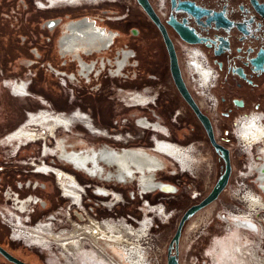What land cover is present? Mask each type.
Segmentation results:
<instances>
[{"label":"rangeland","instance_id":"374dc122","mask_svg":"<svg viewBox=\"0 0 264 264\" xmlns=\"http://www.w3.org/2000/svg\"><path fill=\"white\" fill-rule=\"evenodd\" d=\"M40 1L43 2L44 0ZM84 1L95 2L93 0H78L77 2L71 3L60 0H48L47 2H51L53 5L66 6L59 7L60 10L57 11H39L34 4V0H0L1 64L3 67H6L13 72L20 73L21 71L22 73H25L22 78L28 83V95L20 97L21 99L12 97L8 90L0 84V137L1 134L14 128L23 118H26L30 112H36L41 108L64 113L73 112L75 109H82L93 117L97 125L107 128L112 134L121 133L124 136L126 135L129 141L127 143L124 141L116 142L111 138L106 139L104 137L96 136L88 132L80 121H76V124L72 127L71 131H67L65 127H60L57 130L59 136L66 138L70 149L74 147L81 149L93 145L99 146L103 143H107L110 146L117 148L124 146H143L151 148L153 147L154 137H168V140L175 141L181 145L192 144V165L187 169L182 168L180 162L178 160H173L172 156L169 155L170 157H168L159 152L162 154L161 156L166 163V166H164L163 169H167L163 172H161L163 169L159 170L156 177L167 182L186 184L181 188L179 194H162L157 192L155 194H147L144 196V198L150 200V204L163 202L167 207L168 214H171L167 220H161L156 217V224L158 227L155 229L156 238L154 239L153 244L159 245L161 250L165 247L166 249L165 253L163 251L162 256H158L159 258H157L156 261H148L149 264H167L168 245L177 230L181 216L190 206L198 203L210 193L220 174L223 172V168H220V166L216 164L215 152L209 143L206 142L204 132L200 129L195 130L192 127L194 125L192 119L188 115L181 97L171 84V77L165 75L162 71L157 70L154 66L155 63L160 62V59L162 58L161 54H155V52H149V49L140 48L138 55L140 66L138 68L139 72L137 81L128 80L122 82V80L119 77H116L113 73L109 75L110 77H106L104 74L107 72L105 71L100 76H92L91 81H85L87 84H80L69 81L67 78L58 75L56 72L54 73L47 70L45 64L48 61H51L56 66L60 64L61 58H59L56 52V40L62 29V24L67 19H65L66 15L64 17V13H68L70 18L98 15L101 18L106 19V17L120 16L116 11L120 10L123 7V4H127L130 6V9L133 10L131 11L130 18L126 19V21L107 19L100 21L99 24L120 33L119 36H117L115 45L128 44L131 47L136 48L137 42L134 41L135 37L129 31L128 27L131 26L132 28L136 24V16L139 15L140 12L142 13V8L138 7L134 0H130L131 3L127 0L124 1H127L126 3L104 2L99 6L79 4L81 2L84 3ZM47 2L45 1V3ZM70 5L78 7L72 8L71 10H65ZM57 14L63 16V20L60 25H57V30L51 33L45 28L44 22ZM35 47L38 48L41 58L36 54V57L34 58L30 53ZM101 53H95L93 55L96 63L99 60L100 64ZM107 53L110 56L111 52ZM93 57L90 58L93 59ZM28 59H34L37 60V62L28 66ZM20 62L23 63L25 68L20 66ZM22 67L24 70L20 69ZM65 69L73 71L75 67L71 64L66 66ZM149 73L157 75L158 78L155 82L153 81L154 83L150 80V84H153L154 87H156V84H161L163 86L162 89L165 91V94L160 97L156 106H152V109H154L165 121L167 126L160 121L161 119H159L161 125L168 129L167 133L162 129L161 131L143 129L137 125L134 120L135 117L133 115L141 117L150 115L151 113L150 109L147 108V106L151 107V102L149 105H132L134 100L130 99L133 92H137L138 90L141 91V88L138 87L139 84L142 86L143 83H148L146 77L149 76ZM132 86H137V88L133 89L134 91H131L130 88H134ZM21 109H23V111H21ZM25 109L27 110V115L24 117ZM174 109H181L182 112V115L177 118V123L172 121L173 117L171 115ZM18 126H20V124ZM230 136H232V134H230ZM51 139L55 141L53 137H48V143L53 150H56L55 143L54 141H50ZM1 141L9 142L8 139L3 140V138ZM20 142L25 146H23V149H21L16 156L13 155L17 149L16 144H18V139L15 141L16 144L9 147L11 148L10 151H8L7 148H0V206H5L7 212L9 211L11 215L15 212L19 213V209L16 208L11 201L12 199H6L3 191L9 184L14 187L16 182L37 179L39 184L43 185L44 188L38 187L35 191H32L31 189L20 191L21 196L25 197V195H29L34 197L35 195H38L49 202V205L47 204L44 209H41V206H34L36 213L32 216L33 222H36L41 218L48 221L50 218L46 215H54V208H56L57 205L62 206L66 202L64 203V201H61L62 197L58 185L56 184L57 178L55 175L32 172L34 167H32L31 162L36 158H46L42 153L44 142L38 141L32 143L26 138H21ZM238 143L239 142L236 144ZM233 148L234 155H236L235 165L237 168L242 169L245 155L240 151L238 145H234ZM166 155L168 154L166 153ZM48 158H54L59 163H57V165H60L61 168L66 171H69V168H71L68 163L60 160L58 155L53 152H49ZM49 159L47 160L49 161ZM168 170H177V172L185 173L170 175ZM72 172L74 171L72 170ZM75 173L82 183L89 181L87 177L90 176L84 175L86 173ZM242 179V177L237 176V170L232 171L229 180L230 186L228 189L223 191L216 201L198 211L186 222L183 227L179 244V264H258V257L260 259V264H264V252H262L261 247L258 245L260 242V235L251 230H245L244 237L248 238L252 244L257 245V248H259L258 253L261 256H256L258 254L250 253L251 256H248V258L242 257L241 259L240 257L237 259L230 255L231 252L229 253L232 241L234 242V240L238 238V235H242L243 233L240 229H235L233 225L234 223L231 222L233 219L237 220V218H239V216H237L238 213L236 214L228 211V206L232 207V204L236 203V197L234 194L242 187L240 184ZM94 180L97 185L104 183L109 190L118 189L124 192L127 196L128 191L132 189H137L140 190L141 193H144L138 186L137 181L129 183L127 186L118 185L117 187H114L105 179L100 180L95 178ZM95 181L92 182L94 183ZM244 183H248L246 178H244ZM251 183V185L257 184L256 182ZM256 187L257 186L255 185V188ZM91 188H87V196L91 197L93 202L87 201L85 204L87 208L86 210L89 212L84 213L85 218L97 217L98 219H101L105 215H112L118 218L124 216L126 218L127 214L133 215L134 217L142 216L141 212L138 210V206L142 205V199L139 196L133 202L119 203V205L115 206L111 211L105 206H94L95 213L90 212V205L92 206L95 203H100L101 205V201H104L103 199L94 196ZM254 190L261 191L259 188ZM194 192L202 193V195L193 200L192 195ZM240 192L243 193V191ZM241 193H239V195H241ZM64 200L67 199L64 198ZM236 204L239 205L238 203ZM32 206H28L25 212H28ZM68 206L69 205L67 204L62 208V214L59 215L61 216V219H63L62 222L60 221L63 225H67L68 219L64 212ZM143 208L145 210H143ZM141 209L143 210L145 217L150 215L148 212H153L149 207L147 210L145 205H143ZM77 210H79V212L84 211L78 208ZM226 211L228 214L225 213ZM224 213L225 215H222ZM2 222L3 219L0 217V239L4 242V247L16 257L28 262V264H72V262H67L66 259H64L56 249L55 245H50V243H53V238L50 237L52 235L42 236L49 239L46 244L43 243L41 239L42 237H40L37 244L39 243L41 245H32L28 247L25 245L24 239H15L12 241L8 237L12 231L11 227ZM57 224L58 221H54L51 225V229H53L54 232L57 230L54 225L57 227ZM103 227L107 228L108 225L106 224V226ZM55 235L58 237L57 234ZM75 238L76 237L73 239L78 242V239ZM26 240L29 239L26 238ZM67 240L72 241L71 239ZM60 242H62V240ZM95 243L98 245V242ZM61 249L68 254V252L65 251V246ZM145 262L143 261L142 264ZM0 264L13 263L0 255Z\"/></svg>","mask_w":264,"mask_h":264},{"label":"flooded vegetation","instance_id":"af4514ba","mask_svg":"<svg viewBox=\"0 0 264 264\" xmlns=\"http://www.w3.org/2000/svg\"><path fill=\"white\" fill-rule=\"evenodd\" d=\"M45 1L47 2L48 0H44L43 2L40 0H34V4L39 11H49V8H58L51 9V11H57L60 10L59 7L66 6L55 4L53 5L51 2L45 3ZM60 1L72 3L77 2L78 0ZM93 1L95 2L84 1V3L81 2L79 4L99 6L106 0ZM124 1L125 0H119V3H126L127 1L131 3L130 0H127L126 2ZM149 1L155 13L159 17V20L161 21L169 39L173 43L183 80L184 75L180 62V56H182L184 52H188L194 48H197L207 57L208 65L213 73V83L211 85V89L213 95L215 96V104L214 107L208 112L204 109V107L200 105L198 100L195 99L194 101L196 102L202 113L209 117L216 141L227 149L228 146H237L238 144H236L237 141L234 136V129H236V127H239V123L238 121H235L236 118L249 113L263 114L264 116V0ZM134 2L138 7H140L136 0H134ZM72 8L75 7L68 6L65 10H71ZM132 10L133 9H130L129 5L123 4V7L120 10H117L116 13L125 16H123L122 18L116 16L107 19L126 21V19L130 18ZM65 15H68V13H64V17ZM55 17L63 18V16H59L58 14L53 15L51 18ZM58 24L60 25L61 23H58L57 21H50L45 25V28H47V30L52 33L57 30ZM128 29L135 37L134 41L137 42V49H134L136 50L135 60L138 61L139 66L140 60L138 55L140 48L149 49V52H155V54H161L162 58L160 59V62L155 63L154 66L157 70H160L165 75L171 77V84L176 89L178 95L181 97L172 79L171 60L168 54V49L164 40L163 32L161 31L159 26L155 22H153V20H151V18L142 10V13L140 12L139 15L136 16V24L132 28L131 26H129ZM114 32L116 31L112 29L111 31L104 29L102 25L95 23L89 18H72L66 20L62 24V29L56 40V52L59 58H61L60 64L56 66L51 61H48V64L46 63L45 67L47 68V70L54 73L56 72L58 75L67 78L69 81L77 82L80 84H87L85 81H91L92 76L97 77L101 75V67L103 66L104 62L100 61L99 65V60L96 63L93 55L95 53L100 54L101 51L107 49L108 45L111 43L113 37L115 36ZM30 53L34 56V58L36 57V55H39V57L41 58V54L36 47L32 51H30ZM130 53L131 51L123 50L122 55H120L116 60L115 65L117 66V69L114 70L112 68L110 70L111 73H113L116 77H123L120 75V69L122 68V66H127L129 65V63H132L133 58L131 59L132 56L130 55ZM90 57H93V59H91ZM34 62H37V60L28 59L27 65L31 66ZM108 62L112 63L111 59H109ZM71 64L74 65L75 69L73 71L66 70L65 67ZM20 66H23L25 68L22 62H20ZM23 67L20 69L24 70ZM138 72L139 71H136L137 74ZM24 74L25 73H22L21 71L20 73L13 72L12 70H8L6 67H3V65L1 64L0 56V84L5 89H7L9 94L14 98L21 99L20 97H25L28 95V83L24 78H22ZM146 78L148 83H143L142 86H140L139 84V88L143 86L146 88H141V92H139V90L137 92L146 95L147 97H149V99H153L156 95H159V100L160 97L165 94V91L162 89L163 86L161 84H156V87H158L156 88L153 86V84H150L151 81L152 83H154L155 80H158L157 75L149 73V76H147ZM15 79L18 80L15 81ZM137 79L138 77L136 79L132 78L131 80L137 81ZM188 90L192 96L189 88ZM130 99L134 100V102L137 101V104H145V102H147V98L143 96H130ZM181 99L186 111L188 112V115L191 117L194 124L192 127L195 130L200 129L201 131H203L205 134L206 142H208L211 148H213L203 125L195 116L189 105L184 101V99L182 97ZM157 102L158 101L156 99L154 104L155 106L157 105ZM154 105L148 107L150 111L154 110L152 109V106ZM21 111H23V109H21ZM175 111V109L174 111H172V117ZM154 112L155 114L152 115L153 117L151 118V120L139 119V124H141L142 126H151L150 128L155 131H161L162 129L167 133L168 129L166 127L163 128L159 126L158 122H155L156 120L159 121V119H161L160 121H162L163 119L157 114L155 110ZM26 115L27 110L25 109L24 117ZM181 115L182 112L181 109H179L178 116L172 121L177 123V118ZM156 117H158V119H154ZM76 121H80L82 125L84 124L88 128H90V133L96 136L104 137L106 139L111 138L116 142H127L128 140L126 135L124 136L121 133L112 134L107 128L97 125L93 117L82 109H75L73 110V112L64 113L57 112L51 109L41 108L36 112H30L26 116V118H23L22 121H20L14 128L10 129L4 134H1L0 148H7V150L10 151L11 148L9 147L16 144L15 141L16 139H18V144H16L17 149L15 151V153L17 152L18 155L20 150L23 149L24 146L22 142H20L21 138H26L28 141H31L33 139L35 140V136H45V140L39 141L44 142V144L49 147L47 152L48 156L49 152H53L54 154L58 153L59 142V144L61 145L59 150L60 159L68 162L71 160L70 156L68 155L70 149L68 148V142H65V140L58 141L62 136L58 135L57 130L60 127H65L67 131H71L72 127L76 124ZM19 124L20 126H18ZM236 131L238 132L239 128L236 129ZM51 133L53 136L49 135ZM230 134H232V136H230ZM48 137H53L55 139V141L52 139L50 141H54L57 148L56 150H53V148H51L50 144L48 143ZM2 138L3 140L8 139L9 142L1 141ZM167 138L168 137H154L153 147L151 148H146L143 146L135 147H141L140 150H144L154 155H159L161 158L162 154L160 155L159 152L165 154V156L168 157L172 156L173 160H178L181 166L184 169H187L190 165H192L191 147L187 148L186 152L183 150L185 149L184 147L178 146L177 142L168 140ZM61 143H63V145ZM73 150L75 151L77 150V148L74 147ZM81 151L83 152L84 149L82 148ZM154 152H157L159 154H155ZM166 153L168 155H166ZM252 153L255 155L254 152ZM35 160L38 161L40 159L36 158ZM77 161L78 158H74V163ZM220 161L222 163H220ZM215 162L218 166H224L223 159L216 152ZM164 165H166L165 162ZM32 167L34 166L32 165ZM63 170L66 171L65 169ZM72 170L74 172H72ZM32 172L38 173L35 170V167L32 169ZM67 172L73 174L76 177L78 182V186H76V188L83 191V189L81 188V183L78 181L79 178L75 173L77 171L71 167ZM52 174L53 173H51V175ZM57 177L59 178V180H61L65 176L63 172H59L57 174ZM63 181L66 182L67 180L65 179ZM73 185L74 184H72V186ZM15 186L13 187L9 184L7 185L5 190L9 189L11 191L19 192L31 189L32 191H35L39 187V181L37 179H29L28 181L20 182V184L16 182ZM67 193L73 195V192ZM37 197L39 196H30V200H36ZM61 197V201H64V203H66L62 206L57 205V207L54 208V215H46L50 218V220L53 221V223L54 221H58L57 227L62 224L58 220L61 217L59 215L62 214L61 209L64 208L67 204L69 205L70 202L68 200H64L62 194ZM73 197L74 200L78 199L76 195H74ZM28 202L29 201H27L26 203H22L21 209L24 208ZM47 204L49 205V202H47ZM84 204H86V202H84ZM70 222L71 221L68 220L67 225H70ZM54 227L57 228L56 225H54ZM92 230L93 229L91 228L90 231ZM42 231L46 233L47 230L44 229ZM62 233L63 232H61L60 234ZM60 234H57L58 237L63 236ZM18 236L24 239H29L30 241H27H29L30 245L31 243L37 244L38 239L42 237V235L34 236L33 231L28 229H20L17 237ZM8 237L10 238V234L8 235ZM1 241L2 240L0 239V244L2 246H5L4 242L2 241V243ZM81 243L83 242L78 240L76 246L72 247L71 252L68 249L65 250L68 252L69 256L67 262H72V264H117L114 260H111L103 253V250L100 248L99 244L94 249L89 250L88 248H81ZM61 246L63 247V245Z\"/></svg>","mask_w":264,"mask_h":264},{"label":"bare ground","instance_id":"6f19581e","mask_svg":"<svg viewBox=\"0 0 264 264\" xmlns=\"http://www.w3.org/2000/svg\"><path fill=\"white\" fill-rule=\"evenodd\" d=\"M198 63H199L198 60L196 62L193 61L192 66L197 68ZM191 71H193V68L191 69ZM207 78L208 77L205 76L202 80L205 81ZM197 84L199 85V83ZM136 95L138 97L143 96L149 99V97L139 92H133L131 94V96H136ZM136 102L137 101H135L132 105L141 104V103L137 104ZM147 102L149 101L147 100ZM147 102H145L144 105H146ZM149 103L147 105H149ZM134 117H135L134 119L135 123L140 127H142L143 129H148L151 127V126H142L138 122L139 119L151 120V118L147 116L140 117L138 115H134ZM154 119H158V117ZM241 121L242 120L239 119L238 121L239 127H236V129L239 128V131L237 132L236 129H234L235 132L234 135L236 140L239 142L238 147L244 150L245 154L248 153L249 155L250 154L252 155L253 148L256 149V145H253L251 151L247 150V147L252 144H261L259 140L261 136L263 137L264 140V135H263L264 123L261 124L256 118H252L250 120H244L243 122ZM155 122H158L159 126L165 128V126H162L159 121L156 120ZM150 129L152 130V128ZM49 135L53 136L52 133ZM35 137H36L35 140L34 139L31 140L32 142L45 140V136H40V137L35 136ZM63 140L67 142L66 138L63 136L60 137L58 141H63ZM128 141L129 140H127V142ZM250 142L252 143L249 144ZM61 144L63 145V143ZM177 144L180 147H184L185 149L183 150L186 152H187L186 150L187 148L192 147V144H188V145H181L179 143ZM60 146L61 145L58 142V153L56 155H58L59 159H60V152H59ZM48 149L49 147L44 144L42 153L46 158H41L38 161L33 160L31 162V165L35 167V170L38 173L41 174L53 173V175L56 176L57 178L56 184L58 185L60 193L64 198L70 201L69 206L64 212V214H66L65 215L66 218L71 221L70 222L71 224L70 225L61 224L59 227H57V230H55L56 232H54V230L51 229V225L53 224V221L51 220L45 221L41 218L38 221L33 222L32 215L36 213V209L34 206H39V207L41 206L40 208L44 209L47 206V201L42 197H37L36 200H30L29 195L23 197L21 196L20 191L16 192L7 189L4 191V196L8 200L12 199L11 201L14 203L16 208L19 209V213L15 212L13 215H11L9 211L7 212V208L5 206H0V217L3 219L2 223H4L5 225H9L12 230L10 234L11 240L14 241L15 239H24L19 236L17 237L20 229L32 230L34 236L52 235L50 237L53 238L54 242L50 243V245L52 246L55 245L58 252L67 261L69 259V256L60 247H62L61 245H63L66 247V249H68L71 252L72 246H76L77 244V241L73 239L74 237H76L75 239H78L79 241L83 242L81 243V248L84 247V248H88L89 250H92L95 247H97L95 242H98L100 248L103 250V253L111 260H114L117 264H142L143 261L145 262V260L146 262L144 264H149L148 260L146 259L145 253H142L141 251L142 248L139 246V242L137 241L143 236V234L139 232V230H136L133 227L135 224L133 220L127 218H119V219L112 218L110 220L106 219L104 221H101L91 217H88L89 219L85 218L84 213L88 211L86 210L87 208L83 201V199L86 197L83 194V191L85 190V193H87L88 190L86 186L81 184L82 186L81 188L83 189V191L77 189L76 186H78V182L73 174L64 171L61 167H59L60 165L58 166L57 163H54L53 161L48 162L46 160L48 157L47 154ZM83 149H84L83 152L81 151L82 148L75 150L77 153L73 150V148L69 149L68 155L70 156L71 160L65 162L68 163V165H70L71 167L74 166V168L78 169L76 171L82 170V172L86 173L87 176L91 177L90 179L98 178L100 180L105 179L106 181L123 180L124 182H129V183L137 181L138 186L142 189L141 190L142 192L149 190H156V189H163L165 191H170L172 189V187L167 184V181H163L156 177L158 171L162 170L164 166H166L164 165L165 161L159 155H154L144 150H140L141 147L116 148L110 146L107 143H103L99 146L93 145L91 147H83ZM257 152L258 154H260L259 157L260 160H261V156L262 158H264V144H261V147L260 145L257 146ZM155 154H159V153L156 152ZM255 156L256 155H254V161H251L250 164L245 168V170L249 168V172H246L245 170H241L242 172L238 174V176L240 175L246 176V175H250V173H254V175H257L255 180L258 183V186L260 187L261 190L264 191L263 165H260L257 162ZM74 158H78V161L75 163H74ZM236 169L238 170V172L240 171L239 168H237V166L235 165L234 171ZM59 172H63L65 176L61 180H59V178L57 177V174ZM65 179L67 180L66 182L63 181ZM71 183L74 185L72 186ZM39 187L44 188L43 185L41 184H39ZM93 188L97 190L96 197L104 200V204H101V206H105L107 209L115 203L116 198L122 199L118 193L119 192L118 189L109 190L107 185L104 183H100ZM67 192H73V195H70ZM74 195H76V197L78 198L77 200H74L73 197ZM111 196L112 199H110ZM243 197L245 198L246 201H248V207L251 208L253 207L256 209L264 208V202L260 200L259 192L248 191V193H246V196ZM27 201L29 202L26 204L24 208L21 209L22 203H26ZM91 201L93 202L92 199ZM28 206H32V207L30 208V210H28V212H25ZM145 207H147V210L149 207V209H152L153 211L151 213L148 212L150 215L145 217L147 219V222L150 223L156 220V217L160 218L161 220H167L171 215L168 214L167 209H165V204L163 203L148 204V206ZM77 208L84 211L79 212ZM143 210L145 209L143 208ZM237 216H239V218H237ZM237 216H236L237 220L233 219L231 222L234 223L233 225L235 229H240L243 233L242 235H238V238H236L234 242L232 241L233 244L231 243L230 246L231 250H229V253L231 252L230 255H232L233 258H237V259L240 257L241 259L242 257L248 258V256L249 257L251 256L250 253L258 254L256 256H261L258 253L259 248H257V245L252 244V242L248 238L244 237V234H245V230H251L256 233H259L260 242L258 245L261 247L262 252H264V245H263L264 237L262 236V234H264V230L261 229L258 225H255L245 214L242 215L238 213ZM58 220L62 222L63 219H61L60 217ZM106 224L108 225V227L107 228L103 227L106 226ZM147 226L149 225L148 224L141 225L140 229L145 231L148 228ZM91 228L93 229L92 231H90ZM44 229L47 230L46 233L42 231ZM61 232L63 233L60 234ZM55 234L63 235V237L62 238L57 237ZM41 239L45 244L47 241H49L47 237H42ZM67 239H71L72 241ZM61 240L62 242L60 244ZM24 243L28 247L32 245H41L39 243L38 244L31 243L30 245L29 241H27L26 239H24ZM257 263L260 264L259 257L257 259Z\"/></svg>","mask_w":264,"mask_h":264},{"label":"built area","instance_id":"2783aa9c","mask_svg":"<svg viewBox=\"0 0 264 264\" xmlns=\"http://www.w3.org/2000/svg\"><path fill=\"white\" fill-rule=\"evenodd\" d=\"M107 2L118 3L119 0H109ZM69 7H71V6H69ZM72 7H75V5L72 6ZM76 7H78V6H76ZM49 9L51 10V9H58V8H49ZM123 16H125V15H120L118 17L122 18ZM78 18H89L92 21H94L95 23L99 24L100 21H104V20H106L107 18H110V17H106V19L105 18L103 19V18H101L98 15H94V16H81V17H78ZM65 19L68 20V19H72V18H70L68 15H66ZM62 20H63V18H61V17L51 18V19H48V20H46L44 22V26L50 21H57L58 23H61ZM103 28L108 30V31H111V29L107 28L106 26H103ZM133 31H135V30H133ZM119 34H120L119 32H114L115 36L113 37L111 43L108 45L107 49H104L103 51H101L102 53L100 55L101 56L100 57V61H103L104 63H103V66L101 67L102 70H101L100 73L102 74L103 72H105L107 70V73H105L104 75L106 77L111 75L112 73H111L110 70L112 68L114 70L117 69V66L115 65L116 64V60L118 59V57L120 55H122V51L123 50L131 51V53H130V55L132 56L131 59L133 58L132 59V63H129V65L126 64L127 66H122V68L120 69V73H121L120 75L123 76V77H120V79L122 80V82H125L126 80L128 81V80H131L132 78L136 79L138 77V74L136 73V71H138L139 63H138L137 60H135L136 50L133 47H131L128 44L115 45L116 44V40H117V36H119ZM107 52H111L110 56L108 55ZM109 59H111L112 63L108 62ZM197 60L199 61V63H198L197 68H196V67H194L192 65H193V61L196 62ZM180 62H181L182 70H183L185 84H186L187 88L190 89V91L192 93V96H193V99L194 100L195 99L198 100L200 105L202 107H204V109L206 111L209 112V110H211L214 107L215 96L213 95L212 89H211V85L213 83V81H212L213 73H212V70L210 69V67L208 65L207 57L199 49L194 48V49H192V50H190L188 52H184V54L182 56H180ZM47 64H48V62H47ZM192 68H193L194 72L191 71ZM205 76L208 77L207 78L208 80L206 79L205 81H203L202 79ZM8 80H11V79H8ZM17 80L18 79H15V81H17ZM3 81H5V80H3ZM197 83H199V85ZM132 87H134V88H130L131 91H134L133 89L137 88V86H132ZM141 88L144 89L146 87L143 86ZM139 92H141V91H139ZM158 97H159V95H156L153 99L150 98V99H147V100L149 102H151V105H154L156 99L158 101ZM149 102H147L146 104H148ZM178 111H179V109H177L174 112L173 119H175L178 116ZM154 114H155V112L153 110V111H151L150 115H145V116H147L149 118H152L153 117L152 115H154ZM252 118H256L261 124L264 123L263 114H257V113L256 114H254V113L244 114V115L239 116L238 118H236L235 121L237 122L240 119V120H242L241 122H243L244 120H250ZM162 122L166 125L164 120H162ZM236 124H235V126H236ZM234 134H235V132H234ZM259 140H260L261 144H264V140H263L262 136L260 137ZM251 143L252 142H250L249 144H251ZM261 144L249 145L247 147V150L251 151L252 148H253V145H256V149L253 148V152L256 155L255 158L257 159V162L260 165H263V171H264V158H262V156H261V160H260L259 159L260 154H258V152H257V146L260 145V147H261ZM228 149H229V152H230V157L232 159V162H231L232 163V171H234L236 155H234V150H233L234 148L232 146H228ZM240 151L244 153V150L240 149ZM244 155H245V161L243 162V169L245 170V168L250 164V162L254 161V155L253 154L249 155L248 153L247 154L244 153ZM239 170H240L239 172L237 170V176H238V174H240L242 172L241 171L242 169H239ZM245 171L249 172V168H247ZM175 172L176 173L172 174V175H178L180 173H182V174L185 173V172H177V170ZM159 174H160V172H159ZM256 176L257 175H254V173H250V175H246V176L245 175L238 176V177H242L243 178L242 181L240 182L242 188L239 189L238 192H235V194H234L235 197H236L235 199L237 200V201L235 200V202L238 203L239 205L234 203V204H232V207L228 206V208H229L228 211L234 212L236 214L237 213L245 214L255 225H258L261 229L264 230V210H262L264 208L256 209V208H253V207L252 208L248 207V201H246L245 198L243 197V196H246V193H248V191H256V190H254L256 188L260 189V187L258 186V183L255 180ZM244 178H246L248 180V183H246V184L244 183ZM78 181L82 185L90 186L89 188H91V186L95 187L97 185L96 181L94 179H89V181H87L86 183H82L79 179H78ZM92 181H95V182L93 183ZM251 182H254V183L256 182L257 184H255V185L257 187L255 188V185H251L252 184ZM17 183L20 184V182H17ZM167 184L172 187V189L170 191H165L163 189H156V190H149V191H145L144 193H141L140 190L132 189V190L128 191V196H127V195L124 194V192L118 190L119 194H120V197L123 200L116 198L115 199V203L108 208V210L111 211V210L114 209L115 206L119 205V203H125V202L129 203L131 201L133 202V201H135L138 198V196L142 199V205L138 206V210L141 212L142 216L141 217H138V216L134 217L133 215L127 214L126 218L133 220L134 223H135L133 227L136 230H139V232H141L143 234V236L137 241L139 242V246L142 248V250H141L142 253H145L146 259L149 262L156 261V259L159 258L158 256H162L163 251L165 253L166 247L163 250H161L159 248L160 247L159 245L153 244V241L156 238L155 229H156V227H158V225L156 224V220L152 221V223L147 222V219L145 218L144 212H143V210L141 208H142L143 205L148 206V204H150V200L144 198L145 195H147V194H155L157 192H160L162 194H168V193L179 194L181 188H183V186L186 185V184L177 183V182H174V183L173 182H167ZM118 185L127 186L126 184H120V183L117 184V182H114V184L112 186L117 187ZM229 186H230V183L227 185V187L225 188L224 191H226ZM91 191H92V194L94 196H96V191L97 190L95 188H91ZM240 191H243V193H241ZM256 192H259V191H256ZM239 193H241V195H239ZM86 195H88V193ZM201 195H202V193L194 192V194L192 195V199L193 200L197 199ZM259 195H260V200L262 202H264V191L261 190L259 192ZM110 199H112V196L110 197ZM87 200L91 201V197L87 196ZM101 203L104 204V201H101ZM159 203H163V202H159ZM94 206L95 207H100L101 205H100V203H95ZM94 206L90 205V212L95 213V209H94L95 207ZM165 209H167L166 205H165ZM225 213L228 214L227 211ZM225 213L222 214V215H225ZM94 218L96 220L104 221L106 219L110 220L112 218L119 219V218H125V217L122 216V217L118 218V217H114L112 215H109V216L105 215L101 219H98L97 217H94ZM143 223L149 225V226H147L148 228L145 231L140 229L141 225H144ZM262 236L264 237V234H262Z\"/></svg>","mask_w":264,"mask_h":264},{"label":"water","instance_id":"95a60500","mask_svg":"<svg viewBox=\"0 0 264 264\" xmlns=\"http://www.w3.org/2000/svg\"><path fill=\"white\" fill-rule=\"evenodd\" d=\"M137 3L140 5L142 10L155 22L161 31L163 32L164 40L167 45L168 54L171 60V75L174 81V84L180 93L181 97L184 101L189 105L191 110L194 112L195 116L199 119L201 124L203 125L207 136L210 139L211 145L216 153H218L224 161L223 172L220 174L218 180L216 181L215 185L213 186L210 193L205 196L201 201L196 204L190 206L181 216L180 223L177 227V230L171 239L168 245V252H167V264H179V244L180 239L183 231V227L186 222L193 217L198 211L202 208L206 207L207 205L211 204L215 200L218 199L219 195L225 190L227 187L231 174H232V163L230 158L229 149L224 147L223 145L219 144L213 133V127L211 121L207 115L202 113V111L197 106L196 102L192 98L184 80L181 75V71L179 68L178 58L176 51L174 49L173 43L169 39L159 17L155 13L151 3L149 0H136ZM0 255L4 257L6 260L13 264H28L26 261L16 257L13 255L9 250H7L4 246L0 244Z\"/></svg>","mask_w":264,"mask_h":264},{"label":"trees","instance_id":"16d2710c","mask_svg":"<svg viewBox=\"0 0 264 264\" xmlns=\"http://www.w3.org/2000/svg\"><path fill=\"white\" fill-rule=\"evenodd\" d=\"M220 163H222V162L220 161ZM220 168H223V165H220Z\"/></svg>","mask_w":264,"mask_h":264},{"label":"crops","instance_id":"0c3cea01","mask_svg":"<svg viewBox=\"0 0 264 264\" xmlns=\"http://www.w3.org/2000/svg\"><path fill=\"white\" fill-rule=\"evenodd\" d=\"M75 8H77V7H75Z\"/></svg>","mask_w":264,"mask_h":264}]
</instances>
